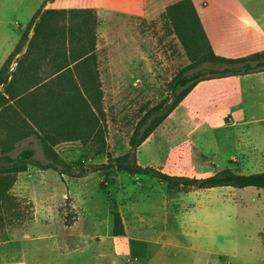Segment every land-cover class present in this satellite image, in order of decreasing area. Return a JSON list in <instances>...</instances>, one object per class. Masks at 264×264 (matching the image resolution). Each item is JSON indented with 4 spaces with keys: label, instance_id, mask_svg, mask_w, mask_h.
I'll list each match as a JSON object with an SVG mask.
<instances>
[{
    "label": "rangeland",
    "instance_id": "obj_1",
    "mask_svg": "<svg viewBox=\"0 0 264 264\" xmlns=\"http://www.w3.org/2000/svg\"><path fill=\"white\" fill-rule=\"evenodd\" d=\"M170 1L178 0H106L96 10L104 144L66 140L54 146L67 164L90 166L80 177L36 166L16 175L0 198V264H91L95 254L102 258L98 264H139L129 247L141 242L165 264H264V190L178 191L150 175L103 169L109 156L128 151L139 119L169 94L170 82L190 62L165 12ZM28 30L29 41L33 28ZM50 71L34 75L42 81ZM254 78L200 81L138 147V163L188 177L225 167L242 174L264 170V144L246 128L264 118L263 94L247 91L264 84ZM7 129L0 130V141ZM27 146L47 162L35 134L0 143V153L10 148L15 155ZM116 213L124 229L119 236L113 235Z\"/></svg>",
    "mask_w": 264,
    "mask_h": 264
},
{
    "label": "trees",
    "instance_id": "obj_2",
    "mask_svg": "<svg viewBox=\"0 0 264 264\" xmlns=\"http://www.w3.org/2000/svg\"><path fill=\"white\" fill-rule=\"evenodd\" d=\"M165 7L190 62L170 82L169 94L139 119L130 135L128 151L116 157L109 156L103 169L116 168L131 175H150L178 191L217 186L264 190V170L242 174L225 167L205 177H188L171 175L138 163V147L200 81L264 71V50L241 57L216 54L193 0L170 1ZM98 26L95 8H41L1 66L0 130L4 132L8 128L9 133L0 143L5 146L10 140L35 134L47 157V162L40 161L36 158V150L30 146L15 155L10 154V148H4L0 153L1 199L5 198L16 175L26 171L28 166L78 177L90 169L82 164L78 168L67 164L56 154L54 146L66 140L104 144L105 113L96 48ZM182 26L186 27L183 33L179 30ZM30 28H33V35L28 41ZM56 58L52 65L51 59ZM14 63L16 67L12 69ZM40 63L45 64L41 67ZM206 64L215 67L209 68ZM44 67L51 69V74L41 81L34 71ZM16 108L18 113H15ZM10 121L14 124L12 131ZM123 234L121 218L116 213L113 235Z\"/></svg>",
    "mask_w": 264,
    "mask_h": 264
},
{
    "label": "crops",
    "instance_id": "obj_3",
    "mask_svg": "<svg viewBox=\"0 0 264 264\" xmlns=\"http://www.w3.org/2000/svg\"><path fill=\"white\" fill-rule=\"evenodd\" d=\"M203 1L193 0L216 54L241 57L264 50V0H208L206 6L202 5ZM105 3L106 0H0V68L16 47L30 20L41 8L99 10ZM237 76L250 80L254 77L261 79L264 78V71ZM247 91L262 93L264 98V84L257 88L250 84ZM262 119H253L246 127L255 133V142L258 144H264ZM259 171L263 170L255 172ZM191 248L203 252L202 249ZM129 249L133 256L139 257V264H165L160 258H154L150 244L136 243ZM95 256V260L94 256L91 258V264H98L102 260L99 255Z\"/></svg>",
    "mask_w": 264,
    "mask_h": 264
}]
</instances>
